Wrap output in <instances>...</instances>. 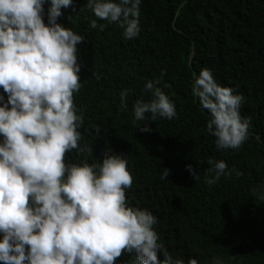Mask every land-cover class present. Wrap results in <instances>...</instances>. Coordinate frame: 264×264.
Here are the masks:
<instances>
[{
    "label": "trees",
    "instance_id": "obj_1",
    "mask_svg": "<svg viewBox=\"0 0 264 264\" xmlns=\"http://www.w3.org/2000/svg\"><path fill=\"white\" fill-rule=\"evenodd\" d=\"M50 8L45 0L46 24ZM60 11L57 22L84 37L77 45L82 87L74 94L77 114L83 109L84 116L81 151L68 153L65 162L99 163L109 149L124 157L133 176L128 205L156 215L158 243L173 259L197 251L190 257L199 264H212L213 257L223 264H264V0H141L133 39H125L118 24L98 19L87 0ZM203 68L245 98L239 111L251 124L238 149H217L207 132L210 114L192 95ZM157 80L176 116L134 123V102L149 101L145 85ZM124 90H130L126 109ZM0 95L6 102L2 88ZM145 126L151 131H140ZM209 159L224 161L231 172L211 187L204 183ZM166 169L170 174L162 179ZM159 259L165 261L162 251ZM115 264L137 260L125 252Z\"/></svg>",
    "mask_w": 264,
    "mask_h": 264
},
{
    "label": "clouds",
    "instance_id": "obj_2",
    "mask_svg": "<svg viewBox=\"0 0 264 264\" xmlns=\"http://www.w3.org/2000/svg\"><path fill=\"white\" fill-rule=\"evenodd\" d=\"M72 2L50 0L46 24L45 0H0V88L7 95L6 102L0 95V264H115L125 252L135 254L137 264H199L190 257L197 251L173 259L158 243L156 215L128 205L133 176L124 157L109 149L99 163L65 162L68 153L81 151L78 129L84 124L74 96L82 87L77 45L84 37L57 22L60 9ZM140 5L141 0H87L98 19L124 29L125 39L139 34ZM90 26L96 28V20ZM159 83H146L149 101L134 102V123L176 116ZM129 91L120 94L122 109ZM192 95L210 114L206 129L217 149L241 147L251 124L240 115L243 95L220 86L208 68L195 78ZM91 127L100 133L99 126ZM208 164L209 187L231 176L224 161ZM187 170L200 179L191 165ZM169 174L166 169L162 179ZM212 264L223 262L213 257Z\"/></svg>",
    "mask_w": 264,
    "mask_h": 264
}]
</instances>
